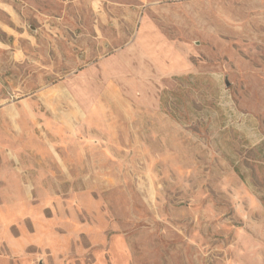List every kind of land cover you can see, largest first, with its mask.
<instances>
[{
    "label": "rangeland",
    "instance_id": "374dc122",
    "mask_svg": "<svg viewBox=\"0 0 264 264\" xmlns=\"http://www.w3.org/2000/svg\"><path fill=\"white\" fill-rule=\"evenodd\" d=\"M0 264H264V0H0Z\"/></svg>",
    "mask_w": 264,
    "mask_h": 264
}]
</instances>
